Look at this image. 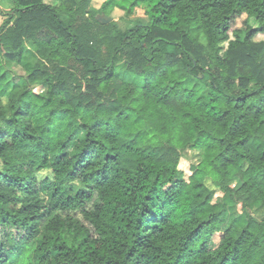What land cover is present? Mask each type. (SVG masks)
Instances as JSON below:
<instances>
[{
	"label": "trees",
	"instance_id": "trees-1",
	"mask_svg": "<svg viewBox=\"0 0 264 264\" xmlns=\"http://www.w3.org/2000/svg\"><path fill=\"white\" fill-rule=\"evenodd\" d=\"M12 2L0 264H264V0Z\"/></svg>",
	"mask_w": 264,
	"mask_h": 264
},
{
	"label": "rangeland",
	"instance_id": "rangeland-1",
	"mask_svg": "<svg viewBox=\"0 0 264 264\" xmlns=\"http://www.w3.org/2000/svg\"><path fill=\"white\" fill-rule=\"evenodd\" d=\"M104 1L105 0H92L91 8L94 10L100 9L102 4L104 3ZM52 3H54V2H52ZM12 5H13L12 0H0V7L3 10H8L9 6H12ZM123 13H124L123 10H121L119 8H115L113 11V16H114V18L118 19L123 15ZM97 17L101 18V15L99 14ZM245 18H246V15L239 17L236 21L235 27H243ZM135 19H146V16L144 13V6L136 7L134 10V13L129 18L118 19V21H119L120 26L124 29L130 25V22L132 20H135ZM3 20H4V16L0 14V26L3 23ZM249 23L252 26H258L259 25L258 21L253 17L249 19ZM243 36H244V34H243ZM256 39H264V33L257 34ZM223 45H224V49H226L228 46V42L223 43ZM30 59L32 60V57H30ZM3 99H5V96H3ZM200 158H201V152L198 150L188 149L184 152L182 159L180 161V169H182L184 171L185 177L187 179H188L189 175L191 174V165L198 163ZM209 185L211 188H214L212 184L209 183ZM215 200L216 201H223V194L218 190L216 191ZM249 211H250V209H249ZM238 213H240V206H238V209L236 207H231V209L228 213V216H227V221L232 219L233 217H236L237 215H239L240 221L245 222L246 221L245 213H240V214H238ZM251 213L260 217L262 212L259 211V209H258L255 211L252 210ZM215 240H218V235L215 237Z\"/></svg>",
	"mask_w": 264,
	"mask_h": 264
},
{
	"label": "water",
	"instance_id": "water-1",
	"mask_svg": "<svg viewBox=\"0 0 264 264\" xmlns=\"http://www.w3.org/2000/svg\"><path fill=\"white\" fill-rule=\"evenodd\" d=\"M100 15H101V18L97 17V19L103 24L109 23L110 21L113 20V18L111 16H108L106 14H100Z\"/></svg>",
	"mask_w": 264,
	"mask_h": 264
}]
</instances>
